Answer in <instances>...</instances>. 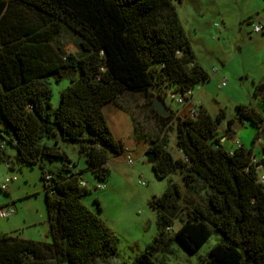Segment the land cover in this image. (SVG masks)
<instances>
[{
  "label": "trees",
  "instance_id": "1",
  "mask_svg": "<svg viewBox=\"0 0 264 264\" xmlns=\"http://www.w3.org/2000/svg\"><path fill=\"white\" fill-rule=\"evenodd\" d=\"M184 1L0 0V161H10V168L40 167L52 234L43 241L1 233L0 264H125L113 229L84 204L91 189L82 181L89 171L106 184L112 156L126 152L105 106L114 102L124 109L119 100L127 92L143 95L160 120L146 130L124 109L135 134L149 143L146 153L156 154L155 174L178 172L183 181H171L151 199L158 233L129 264H166L162 253L173 241L195 252L214 234L220 238L206 264H264V147L254 161L244 144L226 143L237 121L264 132V81L256 86L261 108L239 104L230 119L224 109L212 115L202 106L198 117L182 118L170 107L162 115L152 106L156 98L166 100L161 92L184 93L211 78L178 13L176 4ZM65 31L74 35L77 52L60 44ZM65 77L70 83L54 108L52 78ZM169 130L175 131L179 158L168 149ZM61 139L77 143L85 167L69 157ZM55 159L61 166L48 168ZM176 220L179 229L168 235Z\"/></svg>",
  "mask_w": 264,
  "mask_h": 264
},
{
  "label": "rangeland",
  "instance_id": "2",
  "mask_svg": "<svg viewBox=\"0 0 264 264\" xmlns=\"http://www.w3.org/2000/svg\"><path fill=\"white\" fill-rule=\"evenodd\" d=\"M176 5L192 42L196 60L202 63L211 76L194 88L196 98L212 115L224 109L227 119L237 115L239 104H252L261 108V96L256 91V86L264 79V35L256 34L253 25L258 17H262L264 21V0H185ZM251 22L254 24H249ZM58 40L68 53L77 52L71 32L65 31ZM213 68L219 71H213ZM224 80L226 85L222 86ZM69 83L70 77H65L60 82L52 78L54 108L59 105L60 93ZM161 96L166 99L168 108H180L175 101L165 97L164 92H161ZM119 103L132 116L144 122L142 127L146 130L157 126L160 121L139 93L127 92ZM124 109L118 111L115 105L110 104L107 107L110 117L108 121L115 135L121 133V137L132 147L130 152L134 162H127L126 152L112 156L111 177L105 189H98L100 182L91 172L86 171L84 179L88 181L91 192L85 194L82 200L115 229V235L120 240L121 260L129 264L154 241L158 233L157 213L150 206L151 199L162 195L171 181L181 184L183 181L178 172L164 178L155 174L145 152L149 143L135 134L133 119ZM117 111L118 114L112 118ZM176 121L173 120L174 123ZM226 128L227 120L221 123L220 132ZM235 129V137L251 149L253 159L258 160L263 148L257 141L260 139L264 144V132L259 134L256 126L248 120L237 121ZM167 133L168 149L175 157H181L175 131L169 130ZM231 142L233 140L228 139L226 143L231 145ZM60 144L73 161L80 167H85V159L80 155L77 143L61 139ZM7 151L10 154L16 153L12 147H8ZM61 163V160L55 159L48 161L47 167L56 169ZM5 185L9 190L3 188ZM96 199L99 200L101 209ZM7 205L17 207L18 211L9 218L0 217V234H17L21 237L30 233L39 235L41 222L48 217L46 191L39 166L16 165L10 168L6 161H0V207ZM179 227L180 221L176 220L172 231L167 232L168 235H174ZM219 238V234H214L195 252L188 251L175 240L170 251L163 252L162 255L166 264H206L210 248Z\"/></svg>",
  "mask_w": 264,
  "mask_h": 264
},
{
  "label": "built area",
  "instance_id": "3",
  "mask_svg": "<svg viewBox=\"0 0 264 264\" xmlns=\"http://www.w3.org/2000/svg\"><path fill=\"white\" fill-rule=\"evenodd\" d=\"M253 31L256 34H263L264 35V23L257 22L253 25ZM214 71H219L217 68H213ZM222 86L226 85V80H224L221 84ZM166 97L170 98L171 100L175 101L180 108L175 110L176 114L181 116L182 118H196L199 116L202 104L201 101L198 100L194 94L193 90H188L184 93L174 91V90H166ZM235 146H240V140H234ZM126 160L128 163L132 164L134 162L133 156L130 152V148L126 147ZM256 161V160H254ZM259 173V181L264 184V172L260 167ZM48 178L50 176H47ZM82 185H86V181H82ZM4 189H7V185L3 186ZM99 189H105L106 184H99ZM16 213V208L14 206H4L0 207V217L2 218H9Z\"/></svg>",
  "mask_w": 264,
  "mask_h": 264
},
{
  "label": "crops",
  "instance_id": "4",
  "mask_svg": "<svg viewBox=\"0 0 264 264\" xmlns=\"http://www.w3.org/2000/svg\"><path fill=\"white\" fill-rule=\"evenodd\" d=\"M257 21L255 22V23H257V22H262V23H264V21H263V18L262 17H258V19H256ZM249 24H254V23H249ZM202 64V63H201ZM214 71V70H213ZM263 81H264V79H263ZM110 104H113V105H115L117 108H118V111L119 110H123L121 107H119V106H117L116 105V103H114V102H109V103H107V105L105 106V114H106V116H107V119L109 120V116H108V114H107V107L110 105ZM201 104H202V106L203 107H205L204 105H203V103L201 102ZM206 108V107H205ZM118 111H117V113L116 114H114L113 116H112V118L113 117H115L117 114H118ZM116 127L118 128L119 127V124H117L116 125ZM111 129H112V127H111ZM112 131H113V129H112ZM235 132H236V129H235ZM113 133H114V131H113ZM221 133L222 134H224L225 133V130H222L221 131ZM114 135H115V133H114ZM122 135H121V133H119L118 135H115V137L116 138H118V139H120V140H122L124 143H125V145H126V147H128V148H130L131 149V151H132V147L125 141V138L124 137H121ZM260 137V136H259ZM232 140H233V142H231L230 144L231 145H234V140H236L237 138L235 137V133H234V135H233V137L231 138ZM222 140L223 141H225L226 140V136H223L222 137ZM241 142V141H240ZM261 146H262V148L264 147V144H262L261 142H260V139L257 141ZM241 144H243L242 142H241ZM147 146H149V145H147ZM147 149H148V147H147ZM147 149H146V151H147ZM145 151V152H146ZM181 152V151H180ZM9 153V152H8ZM10 154V153H9ZM15 154H11V156H14ZM262 155H263V153H262ZM256 156V155H255ZM260 158V157H259ZM258 158V159H259ZM109 165H110V163H109ZM88 181H86V183H87ZM6 190H9L8 189V186H7V189ZM17 211H18V209H17V207H16V213H17ZM43 218V217H42ZM42 223V227L40 228V230H39V235H33V233H30L29 235H27V236H23L24 238H27V239H34V240H43V241H51L52 240V234H51V225H50V220H49V215H48V217L46 218V219H43V221L41 222ZM108 223V222H107ZM109 224V223H108ZM110 225V224H109ZM110 227L113 229V231H115V229L112 227V225H110Z\"/></svg>",
  "mask_w": 264,
  "mask_h": 264
},
{
  "label": "water",
  "instance_id": "5",
  "mask_svg": "<svg viewBox=\"0 0 264 264\" xmlns=\"http://www.w3.org/2000/svg\"><path fill=\"white\" fill-rule=\"evenodd\" d=\"M152 106L155 107L162 115H168L169 114V108L166 105L165 100H161V101L154 100ZM5 154H6V152H5ZM146 156H147V158L151 164L156 161L155 152H153V151L148 152V153H146ZM6 162L8 165L10 164V161H6Z\"/></svg>",
  "mask_w": 264,
  "mask_h": 264
}]
</instances>
